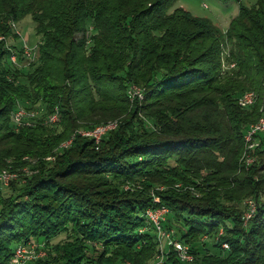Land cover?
I'll use <instances>...</instances> for the list:
<instances>
[{
    "label": "trees",
    "instance_id": "obj_1",
    "mask_svg": "<svg viewBox=\"0 0 264 264\" xmlns=\"http://www.w3.org/2000/svg\"><path fill=\"white\" fill-rule=\"evenodd\" d=\"M177 1L0 0V36L30 17L39 37L27 72L21 46L15 65L0 41V169L19 173L0 184V264L23 241L46 242L37 264H152L145 213L162 206L194 256L171 249L165 264H264V132L243 162L264 106V0H235L226 34ZM226 44L235 68H223ZM132 86L143 99L131 100ZM249 91L257 100L243 109ZM19 107L43 114L17 130ZM115 120L99 143L77 133ZM247 201L256 208L244 225ZM204 236L214 244L202 256Z\"/></svg>",
    "mask_w": 264,
    "mask_h": 264
},
{
    "label": "built area",
    "instance_id": "obj_2",
    "mask_svg": "<svg viewBox=\"0 0 264 264\" xmlns=\"http://www.w3.org/2000/svg\"><path fill=\"white\" fill-rule=\"evenodd\" d=\"M244 2L248 0H242ZM12 28L15 33V37L7 38L5 36H0V41L5 42L6 48L11 51L10 59L13 64H18V53L13 49L16 45L15 42L18 41L19 45L22 49V58L28 61V65L36 60L38 44L30 45L27 41L22 40V34L19 30L18 25L15 22H12ZM227 51V50H226ZM225 51V52H226ZM225 54V53H224ZM229 57V55H228ZM228 64L225 68H227ZM230 69L235 68V64L229 65ZM131 100L135 98L143 99V90L136 86H132L129 92ZM257 100V95L253 91H249L244 93L238 99V104L243 109H248L252 107ZM262 117L259 122L252 125L246 135L247 148L243 156V162L248 167L254 163L255 157L251 155V152L258 146V144L254 140V136L258 132H264V108L261 109ZM39 112L34 110H26L23 107H19L16 112L13 114V123L16 126V129L23 126H34V119L38 117ZM59 120L58 113H55L52 117H50V123H55ZM119 125L118 120L110 121L106 124L95 127L92 130H79L78 134L93 138L97 143L101 141V139L110 131L116 129ZM72 143V140H68L64 144H62V148H67ZM27 159V158H26ZM54 158H48V160H53ZM22 173L29 174L30 171L28 168L21 169ZM19 180V173L17 171H13L11 168H3L0 169V184H3L5 187L9 186L12 181ZM177 188H181L180 185H176ZM129 187H126L128 189ZM155 203H160L159 199L154 200ZM249 206L248 213L244 216L246 222H248L253 214L255 213L256 204L253 201H247ZM169 214V210L162 206L157 209L150 208L146 211L145 215L152 226L154 232L157 236V241L159 244V253L154 259L152 264H165L167 261L170 250L173 249L179 259L185 263H192L194 261V256L190 253V249L187 245L183 244L176 238V233L174 230H168L164 227V223L166 221V217ZM222 234V232L220 233ZM224 250H229V245L224 243L222 245ZM167 250V251H165ZM48 257V248L46 242L40 241H23L20 242L16 247H14L10 264H37L40 261L45 260Z\"/></svg>",
    "mask_w": 264,
    "mask_h": 264
},
{
    "label": "rangeland",
    "instance_id": "obj_3",
    "mask_svg": "<svg viewBox=\"0 0 264 264\" xmlns=\"http://www.w3.org/2000/svg\"><path fill=\"white\" fill-rule=\"evenodd\" d=\"M246 3L253 5L254 3H256V0H249V1H246ZM179 7L184 8L186 11L190 12L191 15H193L194 17L206 18V19L211 20L215 25H217L222 30L223 34L227 33V29H228V26H229L231 20L239 12V3L235 0H227V1H225V0H178L177 3L175 4L174 8H179ZM18 27H19V30L22 34V40H19L20 44H21V42H23V40L27 41V43L30 45L38 44L39 37L35 34V31H34L35 30V23L32 21V19L30 17L25 18L19 24ZM92 27L93 26H91L90 29H92ZM18 43H19L18 41L15 42V44H18ZM225 47H226L227 51L224 54V60H223V68L224 69H225L226 65L228 64L227 59H229L228 55L230 54V51H231V48L228 46V44H226ZM8 62H9V64L11 63L10 59ZM230 63H232V62L230 61ZM229 64H228L226 69H230ZM232 64L236 65L235 62H233ZM27 65H28V61H26V60H24L23 62L19 61V67H23L22 69L25 72H27V69H28V68H26ZM263 108H264V106H262L261 109H263ZM38 112H39V114H43L42 109L39 110ZM124 187L125 188L130 187V185L126 184ZM135 187H138V186H135ZM153 194L154 193L152 191V196H156L155 194L154 195ZM155 199H159V198L155 197ZM247 213H248V211H246L245 215ZM166 219H167V217H166ZM166 221L164 224H166ZM244 222H245L244 225L248 224V222H246L245 219H244ZM178 225H179L178 222H172L173 228H170V229L174 230L176 233V228L178 227ZM170 229H168V230H170ZM154 234L156 235V233H154ZM63 236L61 235L57 239L63 238ZM18 244L15 243L14 247H16ZM213 244H214V240L208 239L206 236H204L203 238L200 239V242L196 244L194 251L203 256L205 254V252H207V250H205V246L209 249L210 248L212 249ZM158 250H159V247H158ZM165 251H167V250H165Z\"/></svg>",
    "mask_w": 264,
    "mask_h": 264
}]
</instances>
